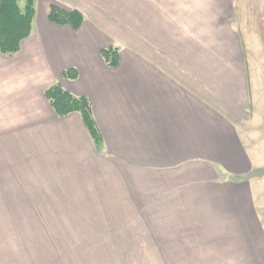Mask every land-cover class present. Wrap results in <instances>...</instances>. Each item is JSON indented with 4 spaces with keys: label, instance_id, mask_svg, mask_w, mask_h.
<instances>
[{
    "label": "crops",
    "instance_id": "0c3cea01",
    "mask_svg": "<svg viewBox=\"0 0 264 264\" xmlns=\"http://www.w3.org/2000/svg\"><path fill=\"white\" fill-rule=\"evenodd\" d=\"M36 2L37 30L0 51V264H264V97L236 21L250 1ZM52 3L84 22L51 21ZM56 82L90 98L99 147L46 98ZM27 173L59 202L14 199Z\"/></svg>",
    "mask_w": 264,
    "mask_h": 264
},
{
    "label": "trees",
    "instance_id": "16d2710c",
    "mask_svg": "<svg viewBox=\"0 0 264 264\" xmlns=\"http://www.w3.org/2000/svg\"><path fill=\"white\" fill-rule=\"evenodd\" d=\"M36 14V0H26L24 8L19 0H0V51L13 54L20 50L22 41L32 32L33 20ZM48 18L63 25L78 28L84 22V13L78 8L66 9L52 3ZM119 46L110 44L101 49L105 61L116 66L120 59ZM64 77H76L74 67L62 72ZM44 94L60 116L78 112L96 147L102 143V135L92 112L91 100L86 95L75 94L60 82L48 86Z\"/></svg>",
    "mask_w": 264,
    "mask_h": 264
},
{
    "label": "rangeland",
    "instance_id": "374dc122",
    "mask_svg": "<svg viewBox=\"0 0 264 264\" xmlns=\"http://www.w3.org/2000/svg\"><path fill=\"white\" fill-rule=\"evenodd\" d=\"M242 1V0H241ZM249 9L248 11H244V8L242 10V13L244 11V15L238 16V13L236 15L237 17V23L241 27V30H248L251 31V33H248V36L244 34L243 31V38L244 41L249 49L248 52V59H250V72L253 81L258 83L259 85V95L260 97H264V52L260 51L262 50L260 45H264V0H249ZM26 0H19V4L22 8H24ZM244 6L246 3V0H243ZM252 3V4H251ZM258 3V4H257ZM251 4V5H250ZM243 6V5H242ZM259 6V7H258ZM62 7V6H61ZM76 8V7H74ZM260 8V9H259ZM42 5L40 2H36V16H35V22L33 25V30H37V26L39 24V17L42 16ZM83 12V11H82ZM84 13V12H83ZM248 13V14H247ZM247 14V15H246ZM85 16V15H84ZM257 35V36H256ZM264 50V47H263ZM256 73L258 74V77H256ZM254 77L256 78L254 80ZM254 83V82H253ZM261 102L262 100H258ZM258 113L256 115V119L260 115V122L258 123V132L260 139L256 142V144L259 146V166L253 171L252 175L256 178L257 187L264 193V108H262L260 105H257V107L254 109ZM262 115V116H261ZM256 121V120H255ZM249 125H251L249 123ZM28 177H26V180H18V192L19 195L14 193L13 191V198L15 199L16 196L21 199H28L33 200L35 203H58L59 197L56 193H50V190H54V192L58 191V189L51 188L54 181L53 180H43L40 178L41 175H39V178L31 179L30 173H27ZM4 177V176H3ZM4 179V178H2ZM1 180V179H0ZM52 182V183H51ZM5 184L4 186H6ZM14 189V186L13 188ZM11 189V191H12ZM46 191L49 193L47 196ZM27 194V196H25ZM0 195V200H1ZM25 196V197H22ZM264 198V197H263ZM264 203V201H263ZM38 215L41 217H48L50 220H55V216H57L59 213L55 211H46V212H37Z\"/></svg>",
    "mask_w": 264,
    "mask_h": 264
}]
</instances>
